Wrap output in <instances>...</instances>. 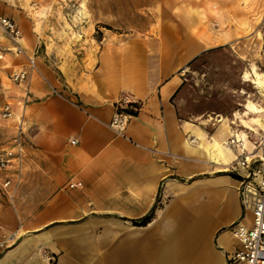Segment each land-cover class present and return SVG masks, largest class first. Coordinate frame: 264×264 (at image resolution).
Segmentation results:
<instances>
[{
	"label": "crops",
	"instance_id": "obj_1",
	"mask_svg": "<svg viewBox=\"0 0 264 264\" xmlns=\"http://www.w3.org/2000/svg\"><path fill=\"white\" fill-rule=\"evenodd\" d=\"M183 3L194 16L164 11L155 25L124 31L85 17L80 44L84 55L94 51L92 64L85 56L63 71L62 57L51 58L43 35L24 22L23 3L0 0L25 51L0 41V103L8 97L14 111L0 117V153L20 114L24 128L19 181L13 166L0 169V222L19 235L0 264H231L227 254L240 243L230 227L249 224L252 212L225 169L233 148L226 162L207 147L222 114L189 119L181 111L187 63L205 49L204 38L187 31L202 29L208 1ZM39 43L45 47L36 54ZM32 54L36 68L27 64ZM8 68L28 70L23 105L19 87L3 77ZM126 93L139 108L117 133L109 122Z\"/></svg>",
	"mask_w": 264,
	"mask_h": 264
},
{
	"label": "rangeland",
	"instance_id": "obj_2",
	"mask_svg": "<svg viewBox=\"0 0 264 264\" xmlns=\"http://www.w3.org/2000/svg\"><path fill=\"white\" fill-rule=\"evenodd\" d=\"M18 1L23 3L24 22L37 27L30 28V32L38 30L43 35L50 51H53L50 53L51 58L56 53L64 60L60 63L63 71L68 66L82 64L85 56L86 65L92 64L94 51L88 50L84 55L85 47L80 44L84 32L80 23L85 21V17L89 23L97 21L99 25L113 26L124 31L132 27L155 25L161 20L164 11H173L177 18L184 19L195 14V7L190 3L182 4L185 0ZM207 1L203 9L202 29L189 28L187 31L189 35L203 37L205 49L187 63L189 70L184 76L181 111L189 119L221 117L217 113L234 118L233 111L244 110L248 99L264 106L263 91L251 78L255 75L254 67L264 72V0ZM163 2L167 3L165 7L160 4ZM0 41H10L1 30ZM10 45L12 48L13 43ZM42 47H45L43 43L37 47L36 54L41 53ZM5 51L0 48L1 59ZM8 70L3 77L12 82L10 74L17 70ZM246 71L251 76L244 77ZM8 100L5 97L0 107ZM233 126L237 125L233 123ZM245 131L252 133L254 130L246 128ZM255 131L259 132L260 127Z\"/></svg>",
	"mask_w": 264,
	"mask_h": 264
},
{
	"label": "built area",
	"instance_id": "obj_3",
	"mask_svg": "<svg viewBox=\"0 0 264 264\" xmlns=\"http://www.w3.org/2000/svg\"><path fill=\"white\" fill-rule=\"evenodd\" d=\"M0 30L3 36L13 43L12 50L17 53L25 52L21 43V29L14 19L0 15ZM27 64L29 68L37 67L34 54L27 55ZM27 73V69H20L10 74V79L20 89L22 105L29 94ZM0 108L2 117L7 118L14 114L10 101H6ZM138 108L139 102L130 94H124L114 103L110 127L117 133H123ZM16 127L15 135L0 153V169L13 166L15 177L19 181L24 153L21 114ZM224 144L234 150V158L226 164L225 169L237 177L241 203L245 209L252 212L249 224L237 221L231 225L230 229L240 247L229 252L227 260L231 264H264V130L259 133L247 132L246 135L233 132L224 139ZM11 184V178H7L3 183L4 186ZM73 184L80 185L81 182ZM18 236V229L7 231L0 222V256L16 242Z\"/></svg>",
	"mask_w": 264,
	"mask_h": 264
},
{
	"label": "bare ground",
	"instance_id": "obj_4",
	"mask_svg": "<svg viewBox=\"0 0 264 264\" xmlns=\"http://www.w3.org/2000/svg\"><path fill=\"white\" fill-rule=\"evenodd\" d=\"M254 72L255 75L251 77L253 79L252 81L256 84L257 87H259L263 91L264 97V72H259L255 67ZM249 76H251L250 73L246 71L244 73V77ZM233 112L234 118H229L228 116L222 115V122L220 123V127L218 128L216 135L213 137V140H210L207 144L208 149L212 148V150L217 153L219 158H222V160L226 162L229 161L230 155L232 153L229 146L224 144V138L222 136L225 135V132H232V123L240 122L246 128L254 130L253 132H256L255 130H257L258 127H260L259 132H261V130H264V106L262 104L256 103L253 100L248 99L247 102L244 104V110L238 109ZM241 132L242 133L238 134H247H245V129H243Z\"/></svg>",
	"mask_w": 264,
	"mask_h": 264
},
{
	"label": "trees",
	"instance_id": "obj_5",
	"mask_svg": "<svg viewBox=\"0 0 264 264\" xmlns=\"http://www.w3.org/2000/svg\"><path fill=\"white\" fill-rule=\"evenodd\" d=\"M149 218H150V214H148V215H146L145 217H143L142 219H141V222L143 223V222H146L147 220H149Z\"/></svg>",
	"mask_w": 264,
	"mask_h": 264
}]
</instances>
